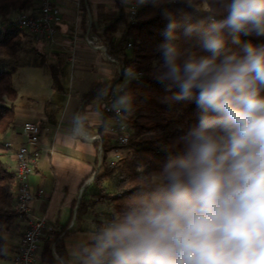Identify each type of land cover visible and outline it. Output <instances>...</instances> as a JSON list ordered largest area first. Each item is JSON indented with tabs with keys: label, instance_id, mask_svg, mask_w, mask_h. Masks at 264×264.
I'll return each mask as SVG.
<instances>
[{
	"label": "clouds",
	"instance_id": "9594fccd",
	"mask_svg": "<svg viewBox=\"0 0 264 264\" xmlns=\"http://www.w3.org/2000/svg\"><path fill=\"white\" fill-rule=\"evenodd\" d=\"M191 4L192 0H188ZM223 19L185 26L207 55L182 51L168 15L163 75L199 122L159 169L162 187L133 197L84 250L82 264H264V0H216ZM127 104V99L121 101Z\"/></svg>",
	"mask_w": 264,
	"mask_h": 264
},
{
	"label": "trees",
	"instance_id": "16d2710c",
	"mask_svg": "<svg viewBox=\"0 0 264 264\" xmlns=\"http://www.w3.org/2000/svg\"><path fill=\"white\" fill-rule=\"evenodd\" d=\"M39 5L40 0H0V150L7 147L1 138L16 121L18 92L13 75L17 70L25 66L47 68L54 88L57 90L60 86V66L48 65L38 48L28 50V59H23L24 38L29 34L11 18L24 12H35ZM128 14L121 6L116 15L98 16L93 28L121 73L119 78L110 82L96 83L84 95L78 111V118L86 122L83 114L85 105L96 97H107L124 81L127 71H131L123 91L114 97L128 101L122 104L121 120L130 131L129 143L120 145L102 135L111 115L101 110L105 123L97 131L100 140L96 142L102 146L101 165L94 171L91 184L76 209V221L81 222L97 204H105L106 209L97 214L99 233L118 219L133 197L156 192L162 187L157 178L159 169L170 157L181 153L183 144L180 137L196 125L201 116L194 101L174 99L179 92L175 83L161 79L164 70L160 46L168 42L164 35L169 23L168 15L177 23V38L172 43L182 51L199 55H207L200 48L199 36L186 37L185 26L202 23L207 27L213 20L224 18L218 14L216 0H192L191 4L188 0H142L133 20L128 19ZM226 35L227 48L232 51L239 50L245 43L264 44V36H256L255 33H240L233 37L226 31ZM116 149L124 155L111 167L108 156ZM113 178L115 191L108 193L106 182ZM16 204L15 172L3 161L0 153V260H8L14 255L7 234L19 219ZM68 234L64 227L60 232L52 233L51 237L43 238L39 255L42 264L68 263L65 244Z\"/></svg>",
	"mask_w": 264,
	"mask_h": 264
},
{
	"label": "crops",
	"instance_id": "0c3cea01",
	"mask_svg": "<svg viewBox=\"0 0 264 264\" xmlns=\"http://www.w3.org/2000/svg\"><path fill=\"white\" fill-rule=\"evenodd\" d=\"M142 0H55L61 10V22L57 26L54 44L39 42L38 50L48 65L61 69L59 89L53 86V78L47 68L25 66L22 87L16 90V121L14 126L1 138L7 146L0 150L3 161L15 169L14 151L25 143L22 126L25 122L37 123L40 129L38 156L29 185L36 195L32 207L36 215L45 217L48 229L45 237L60 232L66 227L68 235L65 244L68 253L67 264H82L84 250L99 234V212L97 204L84 220L73 222L77 215L80 190L91 184L94 171L99 166L97 134L105 121L101 105L105 97H96L85 105L82 122L78 111L84 95L99 82H110L119 74L116 63L107 61L100 50L87 46L82 41L84 33L95 31L97 18L102 14L116 15L122 6L126 12ZM19 72V69L17 70ZM16 72V73H17ZM15 73V74H16ZM14 74V75H15ZM13 75V81H14ZM109 118L102 135L116 142L112 127L116 124ZM92 136H99L95 141ZM102 148V146H101ZM113 150L108 159L115 156ZM39 190L43 191L38 195ZM83 191V193H84ZM71 225V227H70ZM25 230V223L18 219L7 234L15 254ZM56 258V257H55ZM38 264H42L40 261Z\"/></svg>",
	"mask_w": 264,
	"mask_h": 264
},
{
	"label": "built area",
	"instance_id": "2783aa9c",
	"mask_svg": "<svg viewBox=\"0 0 264 264\" xmlns=\"http://www.w3.org/2000/svg\"><path fill=\"white\" fill-rule=\"evenodd\" d=\"M137 11V5H132L129 8L128 19L130 21L135 18ZM14 22L36 41L54 44L56 41L57 26L61 22V10L55 3V0H40L39 8L35 12L21 13L16 16ZM82 41L87 46L100 50L107 61L117 64L114 58L108 54L106 46L101 42L95 31L84 33ZM123 89L124 86L119 89V92L123 91ZM109 96V99L102 102L101 110L111 115V119L116 123L112 127V131L116 134V142L120 145H127L130 140V131L121 120L123 108L118 105L119 102L113 98V95L110 94ZM22 136L25 139V143L14 151V172L16 181V210L19 214V219L25 223V230L17 252L8 260H0V264H38L42 240L48 229L46 218L36 215L33 210L32 203L36 199V195L31 190L28 181L34 171V163L38 156L40 143V129L38 124L25 122L22 126ZM98 138L99 136H92L89 139L95 141ZM99 153L100 166L102 157L101 146L99 147ZM114 154V158L109 160V166L111 167L121 157L120 151L117 149L114 151ZM83 191L84 189L82 188L79 199H81ZM42 194L43 191L39 190L38 195L40 196ZM75 219L76 214L73 217L71 225H73ZM55 257L58 259L56 254Z\"/></svg>",
	"mask_w": 264,
	"mask_h": 264
},
{
	"label": "rangeland",
	"instance_id": "374dc122",
	"mask_svg": "<svg viewBox=\"0 0 264 264\" xmlns=\"http://www.w3.org/2000/svg\"><path fill=\"white\" fill-rule=\"evenodd\" d=\"M25 13V12H24ZM28 13V12H27ZM16 16L17 15H13V16H11V18H12V20H15V18H16ZM38 41H36L33 37H31L30 35H27L25 38H24V49H25V51H23L22 52V56H23V59H28V53H27V51L28 50H30V49H32L33 47H36V48H38ZM122 67L120 66V69H121ZM23 71H27V69H21V68H19V72H17L15 75H14V81H13V83H14V86L17 88V89H20L21 87H22V84H23V81H22V72ZM120 73H121V71H120ZM131 75V71H127V75L125 76V78H124V81L117 87V89H114L113 90V92L111 93V95H113V98L118 94V93H120L119 92V89L122 87V86H124L125 85V81L128 79V77ZM117 78H119V75H117L116 76ZM115 77V78H116ZM110 95V94H109ZM107 96V97H105V100H107V99H109V97L110 96ZM115 99V98H114ZM104 100V101H105ZM115 100H117L119 103H118V105L119 106H122L123 107V103L121 102L122 100H119V99H115ZM103 101V102H104ZM114 123V122H113ZM121 155H124V152H122V154ZM100 166H98V168H99ZM106 190H107V192L108 193H113L114 191H115V179L113 178V179H111V180H108L107 182H106ZM101 204V207H100V210L102 211V210H104V209H106V206H105V204H102V203H100ZM107 226V225H106Z\"/></svg>",
	"mask_w": 264,
	"mask_h": 264
}]
</instances>
